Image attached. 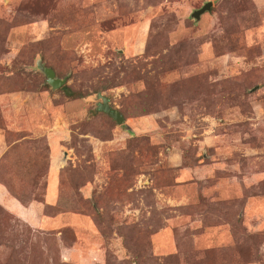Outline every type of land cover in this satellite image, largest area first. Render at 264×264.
<instances>
[{"label": "rangeland", "instance_id": "obj_1", "mask_svg": "<svg viewBox=\"0 0 264 264\" xmlns=\"http://www.w3.org/2000/svg\"><path fill=\"white\" fill-rule=\"evenodd\" d=\"M0 264H264V0H0Z\"/></svg>", "mask_w": 264, "mask_h": 264}, {"label": "water", "instance_id": "obj_2", "mask_svg": "<svg viewBox=\"0 0 264 264\" xmlns=\"http://www.w3.org/2000/svg\"><path fill=\"white\" fill-rule=\"evenodd\" d=\"M210 5H211L210 1L204 2L199 8L194 9L190 13V16L193 17L194 19H197L201 13L209 10ZM36 64L39 70L43 73L45 77V82L50 86L51 89H56L57 87L63 84L64 79L55 77L54 71L50 67L43 66L38 61H36ZM96 98L100 100V102L96 103V110L101 111L106 115H108L111 119L114 120L116 124H120L123 122L122 114L117 109L111 107L108 104V99L104 94L97 92Z\"/></svg>", "mask_w": 264, "mask_h": 264}, {"label": "crops", "instance_id": "obj_3", "mask_svg": "<svg viewBox=\"0 0 264 264\" xmlns=\"http://www.w3.org/2000/svg\"><path fill=\"white\" fill-rule=\"evenodd\" d=\"M3 200L6 201L8 204H12L13 206H19L15 200L9 199V197H3Z\"/></svg>", "mask_w": 264, "mask_h": 264}, {"label": "trees", "instance_id": "obj_4", "mask_svg": "<svg viewBox=\"0 0 264 264\" xmlns=\"http://www.w3.org/2000/svg\"><path fill=\"white\" fill-rule=\"evenodd\" d=\"M62 89L65 91V93H66L67 95H70V96H73V95H74V92L70 91V90L67 89L65 86H63Z\"/></svg>", "mask_w": 264, "mask_h": 264}]
</instances>
